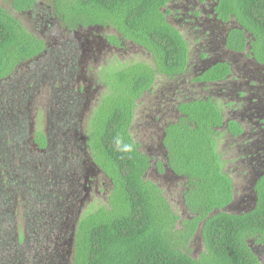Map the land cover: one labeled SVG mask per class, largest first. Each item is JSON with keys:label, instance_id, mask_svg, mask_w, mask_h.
Segmentation results:
<instances>
[{"label": "trees", "instance_id": "trees-1", "mask_svg": "<svg viewBox=\"0 0 264 264\" xmlns=\"http://www.w3.org/2000/svg\"><path fill=\"white\" fill-rule=\"evenodd\" d=\"M11 1L20 14L34 9L36 3ZM176 1H53L57 15L70 29L112 28L117 35L107 36L109 43L120 47L122 42H132L153 58V64L137 62L100 75L107 92L89 117L84 149L110 180V194L106 205L79 221L73 264H261L254 244L264 247V172L255 183L253 208L240 213L227 211L236 199V188L220 151V140L225 136L222 130L227 129L233 138L241 137L245 130L238 121L226 119L224 107L215 98L181 101L177 105L180 118L164 129L165 161L158 160L156 167L160 172L168 168L185 180L183 198L191 217L181 228L182 217L159 185L146 178L153 159L132 134L138 102L153 89L158 76L176 78L189 70L190 45L168 19L172 12L167 7ZM214 9L224 24L235 21L224 36L225 48L237 54L247 52L264 67V0H215ZM46 49L44 40L0 6V86L13 80L23 66L43 58ZM231 73L232 65L220 62L200 72L195 81L219 83ZM7 90L10 93L13 87ZM6 95L0 103L4 105L0 135L4 139L18 131L19 137L7 144L0 138V167L9 176L5 182L1 181L3 175L0 177L3 226L5 203L15 195L24 199L27 191L37 195L38 190L36 183L14 182V171L6 166L9 162L5 158L18 153L17 142L27 136L20 128L19 111L14 113L9 106L20 110L18 104L24 103L23 99ZM66 124L61 123L62 130ZM33 142L43 151L49 147V137L43 131L36 132ZM4 190L9 191L7 197ZM199 230L205 250L195 258L190 245Z\"/></svg>", "mask_w": 264, "mask_h": 264}, {"label": "rangeland", "instance_id": "rangeland-1", "mask_svg": "<svg viewBox=\"0 0 264 264\" xmlns=\"http://www.w3.org/2000/svg\"><path fill=\"white\" fill-rule=\"evenodd\" d=\"M41 1L44 5L39 7L37 18L41 22H38L36 12L23 16L15 11L11 0H0L2 8L14 14L37 37L46 39L49 46L46 56L23 66L13 80L0 86V103L5 101L6 94L15 100L23 99L24 103L18 104L20 110H15L13 104L9 106L12 112L19 111L20 128L27 135L24 141L17 142L18 153L10 154V160L5 158L9 162L6 166L14 171V182L38 186L37 195L27 191L25 200L15 195L4 205L7 219L4 226L0 224V264H73L79 221L85 214L106 205L110 194V180L84 149L89 117L107 92L100 75L105 70L137 62L153 64L152 56L132 42H122L120 47L108 46L105 37L117 35L112 28L96 31L87 28L77 32V36L67 30L63 22L58 24L55 20L49 26L48 13L43 14V11L54 0ZM214 5L215 0L205 3L180 0L167 7L172 12L168 15L169 22L181 30L190 45L189 70L176 78L158 76L153 89L138 102L132 127L134 138L153 159L146 178L157 182L164 190L174 211L182 217L180 228L182 222L191 217L182 199L185 188L179 180L160 176L155 164L163 160L162 135L166 125L177 120V105L181 101L213 97L224 107L226 119L241 120L245 124L246 133L242 137L233 138L227 134V129L222 130L225 136L220 140V151L224 153L225 167L236 188V199L227 211L240 213L253 208L255 183L264 172V159L257 164L248 159L250 153L264 143V136L259 137L253 130V126L258 129L254 100H262L258 104L264 115V67L249 58L247 52L229 53L222 33H228L235 21L218 22L213 13ZM194 13L198 18L192 16ZM75 52L78 62L72 60ZM229 61L233 62L234 69L227 80L210 84L195 82L206 67ZM9 86L13 91L7 93ZM3 106L0 104V110ZM7 111V115L12 114ZM2 116L0 111V118ZM64 121L67 124L62 130ZM39 131L49 137L46 151L33 142ZM15 134L3 139L1 133L0 138L7 144L15 140V136L19 137L18 131ZM3 171L5 169L0 167L1 181L5 182L9 176ZM8 192L4 190L5 196ZM190 248L195 258L205 250L201 230L191 241Z\"/></svg>", "mask_w": 264, "mask_h": 264}, {"label": "flooded vegetation", "instance_id": "flooded-vegetation-1", "mask_svg": "<svg viewBox=\"0 0 264 264\" xmlns=\"http://www.w3.org/2000/svg\"><path fill=\"white\" fill-rule=\"evenodd\" d=\"M180 1V0H179ZM179 1H176V2H173V3H177V2H179ZM206 1H208V0H206ZM44 5V3L41 1V0H36V3H35V5H34V9H31V10H29V11H26V12H24V13H21L20 15H26V14H29L30 12H36V17L35 18H37V15H38V10H39V7L40 6H43ZM214 6H213V13H214ZM46 13H48L47 14V21H48V23H49V26L50 25H52L53 23H54V21L55 20H57L58 21V24H60V23H62V20H61V18L59 17V15H57V13H56V10H55V7L53 6V3H51L49 6H48V9L46 8L45 9V11H43V14H46ZM170 15H172V14H170ZM215 16H216V20H218V18H217V15L216 14H214ZM40 16H41V14H40ZM194 18H198V15L197 14H193L192 15ZM38 19V18H37ZM177 19V18H176ZM46 21V20H45ZM45 21H42V23L44 22L45 23ZM188 21V20H187ZM38 22H41L40 21V19H38ZM218 22H220V23H223L221 20H218ZM224 24V23H223ZM66 28H67V30H70V31H73L76 35H77V32H79V31H82V30H85V29H80V30H74V29H70L69 27H67V26H65ZM65 27H61L62 29L63 28H65ZM100 28H104V27H100ZM88 29H90V30H92V31H96V29H98L97 27H94V28H92V27H90V28H88ZM104 29H108V28H104ZM222 35H226V33H222ZM78 36V35H77ZM42 39V38H41ZM42 40H44L45 42L47 41L46 39H42ZM105 43L108 45V46H110V47H116V46H114V45H112L111 43H109V40H108V38L107 37H105ZM123 41V40H122ZM223 41H226V39L225 40H223ZM224 45H225V43H224ZM46 46H47V49H46V51H45V54H44V56H46V54H47V52H48V48H49V46H48V44H47V42H46ZM74 48V47H73ZM229 51V53H231V54H237V53H234V52H232V51H230V50H228ZM238 54H241V53H238ZM43 56V57H44ZM73 58L74 59H72V60H75L74 62H78V60H79V57H78V55L76 54V52L73 54ZM72 62V61H71ZM229 63L232 65V73H233V69H234V67H233V62H230L229 61ZM210 68V67H209ZM208 69V67H206L205 69H204V71L205 70H207ZM231 73V74H232ZM196 82V81H195ZM196 83H202V84H210V83H206V82H196ZM191 100V99H190ZM256 101V102H255ZM262 100L259 98V102H258V99L257 100H254L253 102H255V103H257V105L255 106V109H256V113H258V115L256 116L257 117V120H256V123H257V126H258V129H257V127H255V126H253V130L255 131V132H258V134H259V137H260V134H262L263 136H264V115H263V110L262 109H260V104H258V103H260ZM180 118V115L178 114V117H177V120ZM234 120V119H233ZM236 120V119H235ZM236 121H238L243 127H244V133L242 134V136L246 133V128H245V124L241 121V120H236ZM175 122V121H174ZM169 124V123H168ZM168 124L166 125V126H168ZM241 136V137H242ZM164 137H165V133L162 135V140H161V145H162V148H163V154H162V157H163V160H161V161H165V155H166V150H165V148H164V145H163V139H164ZM232 137V136H231ZM260 143H261V141H260ZM260 147L258 148L257 147V149L254 151V152H251V151H249V152H247V155L246 156H248V154L250 153V155L248 156V159L249 160H251V161H253L254 163H258L259 162V160H261V159H264V143H262V144H260L259 145ZM81 148V147H80ZM156 164H157V162H156ZM155 164V165H156ZM156 169H157V172L160 174V176H165V177H167V176H170L172 179H176V180H179V181H181L182 183H183V186H184V179L183 178H181V177H179V176H177L176 174H174L171 170H169L168 168H166L165 169V171L164 172H160V170L156 167ZM227 170V169H226ZM228 171V170H227ZM157 183V182H156ZM158 184V183H157ZM159 185V184H158ZM159 187H160V185H159ZM161 188V187H160ZM162 189V188H161ZM163 190V189H162ZM163 194H164V196L167 198V200L169 201V202H171L169 199H168V197L166 196V194H165V192H164V190H163ZM182 198V197H181ZM182 199H184V198H182ZM234 204V203H233ZM70 245V244H69ZM255 249V252L257 253V255H258V257H259V259H260V261H261V264H263V259H264V247L263 246H260V245H257V244H255V247H254Z\"/></svg>", "mask_w": 264, "mask_h": 264}]
</instances>
